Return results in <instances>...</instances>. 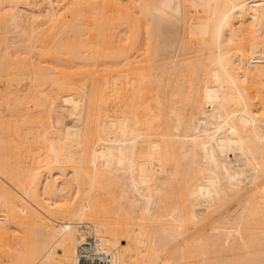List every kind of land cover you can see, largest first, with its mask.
<instances>
[{
	"label": "bare ground",
	"instance_id": "1",
	"mask_svg": "<svg viewBox=\"0 0 264 264\" xmlns=\"http://www.w3.org/2000/svg\"><path fill=\"white\" fill-rule=\"evenodd\" d=\"M0 264H264V0H0Z\"/></svg>",
	"mask_w": 264,
	"mask_h": 264
},
{
	"label": "rangeland",
	"instance_id": "2",
	"mask_svg": "<svg viewBox=\"0 0 264 264\" xmlns=\"http://www.w3.org/2000/svg\"><path fill=\"white\" fill-rule=\"evenodd\" d=\"M180 240H181V238L178 239L174 244L178 246L181 243ZM122 244H124V243H122Z\"/></svg>",
	"mask_w": 264,
	"mask_h": 264
}]
</instances>
